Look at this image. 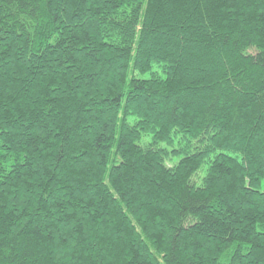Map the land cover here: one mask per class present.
<instances>
[{
    "label": "trees",
    "instance_id": "16d2710c",
    "mask_svg": "<svg viewBox=\"0 0 264 264\" xmlns=\"http://www.w3.org/2000/svg\"><path fill=\"white\" fill-rule=\"evenodd\" d=\"M0 264H264V0H0Z\"/></svg>",
    "mask_w": 264,
    "mask_h": 264
},
{
    "label": "rangeland",
    "instance_id": "374dc122",
    "mask_svg": "<svg viewBox=\"0 0 264 264\" xmlns=\"http://www.w3.org/2000/svg\"><path fill=\"white\" fill-rule=\"evenodd\" d=\"M145 141H146V140H144L143 142H145ZM179 160H180V158H175L173 161L176 162V163H178ZM205 174H206V172H205V168H204V169H202V170L200 171V173H199L198 176L196 177V183H197L198 185H200V183H201V181H202V178L205 176Z\"/></svg>",
    "mask_w": 264,
    "mask_h": 264
}]
</instances>
